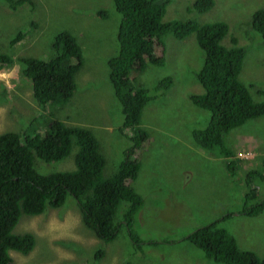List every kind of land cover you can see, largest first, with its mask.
<instances>
[{
    "label": "rangeland",
    "instance_id": "obj_1",
    "mask_svg": "<svg viewBox=\"0 0 264 264\" xmlns=\"http://www.w3.org/2000/svg\"><path fill=\"white\" fill-rule=\"evenodd\" d=\"M195 1L172 0L164 20L228 23L230 31L224 43L231 46L233 38H237L246 50L240 80L255 100L262 101L257 88L264 89V37L254 29L252 16L264 8V0H215L214 7L205 12L194 9ZM103 13L107 15L104 17ZM120 20L114 0H32L16 10L0 0V53L15 59L14 66L0 70L9 74L7 82L0 80V135L8 131L43 134L55 118L69 125L85 126L94 132L107 158L105 176L117 172L125 150L132 144L128 134L120 130L123 108L108 65L109 59L119 52ZM65 30L77 37L85 63L77 74L73 98L46 111L35 99L32 81L23 73L24 66L18 59L54 56L55 37ZM19 31L26 37L12 46L10 41ZM163 41L165 65L151 64L135 80L138 85L154 88L169 76L173 85L143 111L141 127L150 139L140 150L141 171L133 182L144 197L134 231L146 241L161 243L144 244L143 252L138 251L125 226L114 241L100 240L84 224L75 199L69 196L62 207L49 206L40 215H22L15 232L33 233L36 245L28 254L13 251L14 264H126L130 260L135 264H225L207 258L191 242L178 239L226 214L231 216L220 225L237 238L242 249L264 257V211L257 216L240 214L249 191L247 173L252 169L260 174L250 182L264 196V116L225 134V145L242 159L236 174H230L226 157L204 149L193 138L194 129L206 127L211 117L210 111L191 99L193 94L204 92L196 75L205 54L196 33L185 39L168 33ZM78 150L74 145L71 154L58 161L37 158L35 167L43 174L72 171L76 169ZM127 208L128 202L123 201L118 222Z\"/></svg>",
    "mask_w": 264,
    "mask_h": 264
},
{
    "label": "trees",
    "instance_id": "obj_2",
    "mask_svg": "<svg viewBox=\"0 0 264 264\" xmlns=\"http://www.w3.org/2000/svg\"><path fill=\"white\" fill-rule=\"evenodd\" d=\"M16 10L32 0H4ZM172 0H114L121 16L117 39L119 52L108 65L115 94L122 104L124 121L120 130L128 134L132 144L125 150L117 172L105 176L107 158L94 132L85 126L69 125L55 118L43 134L29 135L8 131L0 135V264H14L13 251L30 253L36 245L31 232L18 234L15 228L22 215H40L51 206L62 207L72 196L82 214L84 224L102 241L109 243L125 226L134 247L143 252L144 244L158 245L161 241L144 240L134 231L137 212L144 205V197L134 187L141 171L140 150L150 139L141 127L143 111L152 100L161 98L173 85V79L163 77L154 88L136 84L138 73L149 65L164 66L163 37L170 33L185 39L196 33L205 59L196 77L204 92L191 96L197 106L211 113L204 128L193 131L195 142L204 149L217 151L228 159L227 168L235 175L239 157L225 145V134L247 121L264 116V89L257 88L262 101L254 99L249 87L240 80L246 50L233 38L224 43L230 27L225 21L200 24L193 19L165 21ZM215 0H196L195 10L212 9ZM107 13H103L105 17ZM252 25L264 37V8L256 10ZM26 34L19 31L10 44L20 43ZM50 58L24 57L18 60L23 73L31 79L34 97L48 111L52 105L67 104L77 90V74L85 63L84 51L77 37L69 31L59 32L53 43ZM15 59L0 53V70L14 66ZM54 116V115H53ZM132 131V134L127 133ZM77 145L76 169L43 174L35 167L37 158L46 162L58 161L71 154ZM260 174L256 169L247 175L249 191L240 214L257 216L264 211V196L253 188L250 179ZM123 201L128 202L123 219L117 213ZM249 201H254L249 205ZM231 214L195 228L180 241H189L205 256L225 264H264V257L253 250L242 249L237 238L221 222ZM178 240H166L175 243ZM137 250H135L137 252ZM99 254H103L99 250ZM126 264H135L132 260Z\"/></svg>",
    "mask_w": 264,
    "mask_h": 264
},
{
    "label": "clouds",
    "instance_id": "obj_3",
    "mask_svg": "<svg viewBox=\"0 0 264 264\" xmlns=\"http://www.w3.org/2000/svg\"><path fill=\"white\" fill-rule=\"evenodd\" d=\"M8 79H9V74L0 73V80H4L7 82Z\"/></svg>",
    "mask_w": 264,
    "mask_h": 264
}]
</instances>
